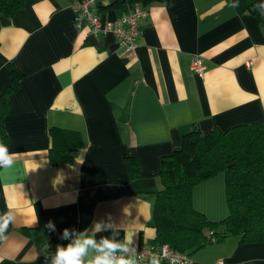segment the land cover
Listing matches in <instances>:
<instances>
[{
	"label": "crops",
	"instance_id": "crops-1",
	"mask_svg": "<svg viewBox=\"0 0 264 264\" xmlns=\"http://www.w3.org/2000/svg\"><path fill=\"white\" fill-rule=\"evenodd\" d=\"M71 1L28 0L0 24V96L8 102L0 135L15 153L14 165L0 168V215L15 216L0 264H47L70 242L60 238L65 228L92 234L109 216L117 239L152 247L161 158L181 134L264 120V0L139 1L146 14L131 54L112 33L76 26ZM121 1L91 8L115 20L128 9ZM193 56L201 75L190 68ZM52 126L79 134L71 160L51 163ZM191 199L210 220L223 219V173L196 183ZM190 256L193 264H264V242L231 235Z\"/></svg>",
	"mask_w": 264,
	"mask_h": 264
},
{
	"label": "trees",
	"instance_id": "trees-1",
	"mask_svg": "<svg viewBox=\"0 0 264 264\" xmlns=\"http://www.w3.org/2000/svg\"><path fill=\"white\" fill-rule=\"evenodd\" d=\"M27 1L0 0V24ZM8 70L15 81L19 73L12 66ZM7 104L2 94L0 122ZM49 131L51 163L71 160L81 144L79 134L56 126ZM0 143L5 144L4 134L0 135ZM125 158L135 176V158L133 155ZM218 172L224 175L228 213L215 221L193 207L191 191L196 183ZM159 176L162 187L156 191L152 207L153 246L168 245L190 256L206 244L231 235H238L242 242H264V120L224 130L215 128L201 132L192 128L182 133L180 146L161 158ZM137 259L140 264L153 261ZM158 264L168 263L158 261Z\"/></svg>",
	"mask_w": 264,
	"mask_h": 264
},
{
	"label": "clouds",
	"instance_id": "clouds-1",
	"mask_svg": "<svg viewBox=\"0 0 264 264\" xmlns=\"http://www.w3.org/2000/svg\"><path fill=\"white\" fill-rule=\"evenodd\" d=\"M236 7L237 5H233ZM264 14V13H262ZM15 163V153H11L8 147L0 143V168H8ZM15 220L14 214L9 211L0 215V241L5 240V233ZM50 231H55V225L49 221L46 225ZM111 229L112 234L96 237V233ZM118 232L108 217L107 223L97 221L92 226V234L88 229L80 231L65 228L61 235L62 240H69L66 245L58 244L54 253L45 257L47 264H138L137 251L132 241L125 238L117 239ZM151 264H158L153 260Z\"/></svg>",
	"mask_w": 264,
	"mask_h": 264
},
{
	"label": "built area",
	"instance_id": "built-area-1",
	"mask_svg": "<svg viewBox=\"0 0 264 264\" xmlns=\"http://www.w3.org/2000/svg\"><path fill=\"white\" fill-rule=\"evenodd\" d=\"M106 0H74L69 3L73 12V22L76 26L86 23L94 33H112L118 44L126 54H131L139 31V20L146 14V10L138 1L128 2L127 10L122 12L115 20L102 21L98 14L92 11V5ZM190 68L201 75L204 66L200 57L193 56ZM137 258L143 260H157L168 264H190L191 258L185 252L170 248L168 245H156L152 247H136ZM216 264H224L217 260Z\"/></svg>",
	"mask_w": 264,
	"mask_h": 264
},
{
	"label": "rangeland",
	"instance_id": "rangeland-1",
	"mask_svg": "<svg viewBox=\"0 0 264 264\" xmlns=\"http://www.w3.org/2000/svg\"><path fill=\"white\" fill-rule=\"evenodd\" d=\"M212 243V242H211ZM210 244V243H209ZM207 245V244H206Z\"/></svg>",
	"mask_w": 264,
	"mask_h": 264
}]
</instances>
